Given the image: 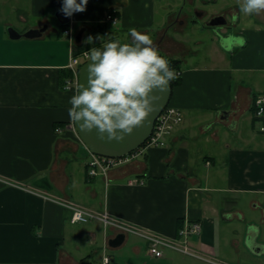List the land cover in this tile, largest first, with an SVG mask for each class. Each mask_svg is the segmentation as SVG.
<instances>
[{
	"label": "crops",
	"instance_id": "1",
	"mask_svg": "<svg viewBox=\"0 0 264 264\" xmlns=\"http://www.w3.org/2000/svg\"><path fill=\"white\" fill-rule=\"evenodd\" d=\"M62 2L0 0V264H104L106 257L118 264H264V133L253 108L264 95V10L246 14L244 0H89L85 11L71 15L72 35H65L50 16ZM202 5L212 9L196 18ZM218 16L227 25L206 26ZM190 25L194 36L212 31L215 49L196 57L183 37L169 35ZM45 26L38 39L8 34L10 27L23 34ZM132 28L180 61L170 104L184 119L165 147L88 179L90 152L68 115L77 92L75 82L67 88L74 79L69 63L109 37L132 42ZM216 30L247 43L230 39L221 46ZM57 199L181 243L180 230L199 222L201 233L187 245L200 258L171 248L155 257L137 233H124V243L113 248L110 240L122 232L101 222L71 223ZM249 224L259 226V235L249 233Z\"/></svg>",
	"mask_w": 264,
	"mask_h": 264
},
{
	"label": "clouds",
	"instance_id": "2",
	"mask_svg": "<svg viewBox=\"0 0 264 264\" xmlns=\"http://www.w3.org/2000/svg\"><path fill=\"white\" fill-rule=\"evenodd\" d=\"M89 0H63L61 10L71 16L85 11ZM264 10V0H244L241 11L252 14ZM131 43L108 38L103 47L89 50L87 84L81 83L78 91L70 97L68 115L82 131L96 129L103 138L121 140L125 134L145 121L155 109L154 90L164 92L169 83L178 78L171 61L154 46L149 34L129 30ZM102 41L103 37H99ZM234 44L243 47L246 37L230 36ZM93 43V37L87 38ZM223 46V38H221ZM231 51V48L227 49ZM258 115H264L261 109ZM120 130V131H118ZM249 233L259 235L258 225L249 224ZM41 234L37 232V235ZM249 247L253 241L245 240Z\"/></svg>",
	"mask_w": 264,
	"mask_h": 264
},
{
	"label": "built area",
	"instance_id": "3",
	"mask_svg": "<svg viewBox=\"0 0 264 264\" xmlns=\"http://www.w3.org/2000/svg\"><path fill=\"white\" fill-rule=\"evenodd\" d=\"M109 21H114L112 14L107 16ZM65 35H72L70 28H67L63 32ZM90 59L89 50L83 51L80 56L73 55L70 63L69 69L74 73V79L67 82V88L70 89L72 84L75 82V86H78V73L81 66ZM178 77L181 76V72H177ZM254 117L260 122V131L264 133V115H258L257 113L264 109V95H260L254 99ZM183 113L179 108H176L169 104L165 110L161 113L155 122L154 130L149 139L136 151L127 154L123 157L111 158L103 157L98 155H93L90 153V160L88 163L87 175L91 179H95L98 176H108L109 172L122 165L128 164L136 159L139 155L147 153L148 150L152 148L165 147L167 145V138L172 133V131L183 122ZM74 129V124L71 125ZM58 133H63V127H56L55 129ZM76 132V131H75ZM77 134V133H76ZM78 136V135H77ZM132 185L136 184L135 181L131 182ZM138 183V182H137ZM142 184V182H140ZM54 202L60 204L61 206L67 208L71 212V223H89V222H101L104 226L108 228L116 229L122 233H137L143 235L149 243V252L155 257L164 256V250L166 248L176 249L184 254L191 255L200 258V255L194 252L188 245L187 239L192 235H198L202 231V224L199 222L186 224L179 232V236L183 238V243L179 242L177 239H169L159 234L150 233L142 234L138 229L133 227L131 224L118 220L117 218L111 216L108 212H96L91 209L80 207L78 205L72 204L70 202L64 201L62 199L54 200ZM104 264H118L111 261L110 257H106ZM211 264H227L217 260L211 261Z\"/></svg>",
	"mask_w": 264,
	"mask_h": 264
},
{
	"label": "water",
	"instance_id": "4",
	"mask_svg": "<svg viewBox=\"0 0 264 264\" xmlns=\"http://www.w3.org/2000/svg\"><path fill=\"white\" fill-rule=\"evenodd\" d=\"M54 16L61 26H68L71 23V16L65 15L62 10L56 11ZM224 25H227V21L222 16L213 18L209 23V26L213 29ZM46 29V26L42 29H30L27 32L21 34L14 28L10 27L8 28V34L13 40H19L22 38L38 39L43 36ZM84 32L85 29L82 28L77 33L75 38L76 43L79 44L82 42ZM219 38L221 39L223 36L219 35ZM154 46L160 48L157 42H154ZM88 63H90L89 60L85 62L79 70L77 91L81 83L87 84ZM172 92L173 88L171 82L169 83L167 90L164 92L154 90L153 95L157 97V99L154 101L155 109L145 118L143 123L136 126L131 133L125 134L121 140H110L107 138V133H105V136L102 138L96 129L91 131H82L79 129V126L73 122L74 129L82 144L89 150L91 154L111 158L123 157L139 149L149 139L153 133L156 120L170 104ZM226 117L228 116H225V118ZM124 241L125 234L119 233L115 238L110 240L109 245L113 248H117L120 247Z\"/></svg>",
	"mask_w": 264,
	"mask_h": 264
},
{
	"label": "rangeland",
	"instance_id": "5",
	"mask_svg": "<svg viewBox=\"0 0 264 264\" xmlns=\"http://www.w3.org/2000/svg\"><path fill=\"white\" fill-rule=\"evenodd\" d=\"M200 12L199 13H194L193 14V12H192V14L194 15V16H196V18H197V16H199L201 13H203V11H211V6H208V7H206V8H204V5H202L201 7H200ZM54 14L55 13H50V16H51V18H53L54 17ZM206 17V16H205ZM205 17L203 18V19H205ZM205 27V26H204ZM206 30H208V31H206ZM203 31H205L206 33L204 34V35H200V33L198 34H196V36H194V34L197 32L196 30H194V29H192L191 28V25L187 28V29H185L184 31H180L179 29L178 30H176V29H171L170 31H169V35L170 36H174L175 38H178V39H180V37H183L184 38V41L186 42V43H188V45L189 44H191V45H189L190 46V51H196V52H198V54H195V56L196 57H199V56H202V55H205L206 53H208V51L210 50V46H211V38H212V36L214 35L213 34V32L212 31H210L209 29H203L202 31H200V32H203ZM191 34H193V36H191ZM153 35V34H152ZM150 37H152V36H150ZM203 40L204 41V43L202 42V43H200L201 41H199V43L198 44H195V41L197 40ZM120 41L122 42V43H131V42H129V40H128V38H126L125 36L124 37H122V38H120ZM153 42H157V40H155V41H153ZM214 48H213V47ZM212 48H213V50L215 49V46H216V43L214 42V44L212 43ZM74 131V130H73ZM75 132V131H74ZM76 133V132H75ZM78 138V141L80 142V144L81 145H83L82 144V142H81V140L79 139V137H77ZM84 146V145H83ZM85 147V146H84ZM86 148V147H85Z\"/></svg>",
	"mask_w": 264,
	"mask_h": 264
},
{
	"label": "trees",
	"instance_id": "6",
	"mask_svg": "<svg viewBox=\"0 0 264 264\" xmlns=\"http://www.w3.org/2000/svg\"><path fill=\"white\" fill-rule=\"evenodd\" d=\"M61 27H62V31L64 32V30L67 29L69 27V25L68 26H61ZM161 54L165 55L162 51H161ZM169 60L171 61V67H173L176 70V72H180V69H181L180 61L172 59V58H169ZM179 81H180V77H178L175 80H172L171 81L172 88H174V86L177 85L179 83ZM59 126H62V125H58L57 127H59ZM87 177H88V179H91L88 175H87Z\"/></svg>",
	"mask_w": 264,
	"mask_h": 264
},
{
	"label": "flooded vegetation",
	"instance_id": "7",
	"mask_svg": "<svg viewBox=\"0 0 264 264\" xmlns=\"http://www.w3.org/2000/svg\"><path fill=\"white\" fill-rule=\"evenodd\" d=\"M207 27L211 28L210 26L206 25ZM220 28V27H219ZM216 32L219 34V30H216ZM223 34V33H222ZM221 33L219 35H222ZM230 37L227 34H223V41L229 42Z\"/></svg>",
	"mask_w": 264,
	"mask_h": 264
}]
</instances>
